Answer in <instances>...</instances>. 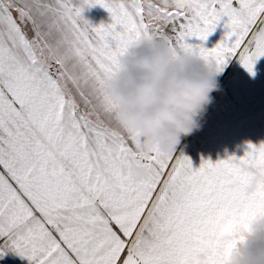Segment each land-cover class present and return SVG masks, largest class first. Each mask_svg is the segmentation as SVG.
Returning <instances> with one entry per match:
<instances>
[{"label": "snow or ice", "instance_id": "obj_1", "mask_svg": "<svg viewBox=\"0 0 264 264\" xmlns=\"http://www.w3.org/2000/svg\"><path fill=\"white\" fill-rule=\"evenodd\" d=\"M96 5L110 22L85 18ZM158 40L254 76L264 0H0V258L227 264L238 231L264 220V142L194 168L183 152L145 154L113 119L118 58Z\"/></svg>", "mask_w": 264, "mask_h": 264}, {"label": "clouds", "instance_id": "obj_2", "mask_svg": "<svg viewBox=\"0 0 264 264\" xmlns=\"http://www.w3.org/2000/svg\"><path fill=\"white\" fill-rule=\"evenodd\" d=\"M118 61L120 71L106 87L113 119L139 135L145 154L175 153L183 137L201 129L212 93L221 91L215 66L166 40L132 47ZM131 173L139 176L143 169ZM256 187L252 182L248 190ZM198 259L207 257L200 253ZM227 264H264V220L238 231Z\"/></svg>", "mask_w": 264, "mask_h": 264}, {"label": "crops", "instance_id": "obj_3", "mask_svg": "<svg viewBox=\"0 0 264 264\" xmlns=\"http://www.w3.org/2000/svg\"><path fill=\"white\" fill-rule=\"evenodd\" d=\"M91 13L87 9L84 16L94 25L110 22V18L98 20ZM223 34L222 21L205 42L206 47H214ZM217 79L221 91L212 93L214 102L207 110L201 129L190 138L183 137L176 150L177 155L183 152L190 157L194 168L200 166L202 159L215 162L232 155L243 156L249 143L259 146L264 142V57L257 61L254 76L234 58L218 73ZM0 264L29 262L9 252L0 258Z\"/></svg>", "mask_w": 264, "mask_h": 264}, {"label": "rangeland", "instance_id": "obj_4", "mask_svg": "<svg viewBox=\"0 0 264 264\" xmlns=\"http://www.w3.org/2000/svg\"><path fill=\"white\" fill-rule=\"evenodd\" d=\"M87 9H90L92 11L91 16L92 17L96 16L98 18V20H100L102 18H110L109 13L107 12V10L102 8L99 5H96V6L91 7V8H86L85 10H87ZM191 136H189V138Z\"/></svg>", "mask_w": 264, "mask_h": 264}]
</instances>
